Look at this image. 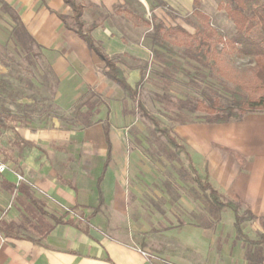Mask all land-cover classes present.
<instances>
[{
  "label": "crops",
  "instance_id": "obj_1",
  "mask_svg": "<svg viewBox=\"0 0 264 264\" xmlns=\"http://www.w3.org/2000/svg\"><path fill=\"white\" fill-rule=\"evenodd\" d=\"M3 1L42 48L55 77L53 103L64 113L82 100L96 105L92 113L83 111L89 114L88 126L17 127L18 141L0 146L2 160L12 164L0 173V223L19 225L27 206L37 209L32 198L48 214L72 220L56 224L44 215L42 226L31 222L20 236L0 232V264H247L230 209L222 208L214 219L205 204L180 190L178 176L171 180L176 190L169 191L161 176L150 174L149 160L130 143L125 92L60 18L71 16V8L63 0ZM76 1L84 5L85 28L96 22L92 37L105 54L117 57L133 86L139 67L153 59L147 24L159 17V5L154 0ZM163 1L174 7L173 0ZM174 1L192 8V0ZM213 12L216 23L227 29L225 10L215 5ZM145 77L144 72L143 84ZM206 129L202 144H189L195 168L201 174L206 168L222 195L262 214L264 112ZM11 167L25 178L16 191Z\"/></svg>",
  "mask_w": 264,
  "mask_h": 264
},
{
  "label": "rangeland",
  "instance_id": "obj_2",
  "mask_svg": "<svg viewBox=\"0 0 264 264\" xmlns=\"http://www.w3.org/2000/svg\"><path fill=\"white\" fill-rule=\"evenodd\" d=\"M174 2L173 8L165 2L171 8L170 12L167 7H159V17L152 16V21L147 25L151 27L160 20L165 26L183 28L190 36L197 38L209 36L219 52L215 61L203 56L190 57L184 45L186 36L179 33L170 35L167 41L173 51L166 54H169L174 67L164 66L161 61L155 59L143 65L146 69L144 70L146 77L139 96L146 109L156 115L161 124L171 127L178 140L189 148V144L193 141L202 144L204 139L201 137L204 135V130L213 124L209 122L210 116L201 108L204 103L200 93L217 98L220 103L230 101L232 98L230 91L233 90L234 85L238 81L244 83L251 77L252 60L240 56L229 44L228 37L235 32L234 24L229 20L226 29L216 23L213 12L215 5H228V0H200L201 10L208 15V20L196 17L192 13V8L183 9L176 5V1H171ZM263 2L264 0H247L249 8L253 7L260 11H264ZM3 13L5 19L0 20V118L3 115H12L14 118L6 120V124L13 125L14 129L17 127L49 129L54 125L69 127V124L59 116L63 111L52 102L55 77L43 55L35 47L32 48L33 52L29 53L25 50L26 44L16 43L11 38L12 24L7 20L8 15ZM222 20L225 22L224 18ZM207 24L223 34V39L219 40L217 33L211 32ZM150 30L149 34L152 32V27ZM251 35L256 38L264 36L257 20L254 21ZM155 72H165L168 78L159 77ZM196 101L202 103H199V109L193 110L191 107ZM125 105L131 116L130 143L149 160L152 169L150 174L161 176L169 191L176 190V184L171 180L178 176L180 190L194 196L205 206L209 205L207 198L205 199L197 188L183 154L177 153L166 144L165 139L153 129L151 122L141 114L132 99L127 97ZM6 124L0 125L1 147L18 141L17 134ZM209 130L208 128V132ZM8 156L13 158L10 154ZM4 161L8 160L4 158ZM8 165H12L10 161ZM11 169L14 175L18 173L24 176L17 167ZM24 211L23 216H31L33 213L27 208ZM35 215L37 218L40 217L38 213ZM37 218H32L35 224H39L40 219ZM241 226L250 238L258 237L260 228L257 221H243Z\"/></svg>",
  "mask_w": 264,
  "mask_h": 264
},
{
  "label": "trees",
  "instance_id": "obj_3",
  "mask_svg": "<svg viewBox=\"0 0 264 264\" xmlns=\"http://www.w3.org/2000/svg\"><path fill=\"white\" fill-rule=\"evenodd\" d=\"M228 1V5L226 4L222 6L221 4H218L217 6L218 9L225 10L227 18L234 24L235 27V32L228 37V41L232 48L236 50L240 56L251 58L252 75L246 82L242 83L238 81L234 85L233 90L230 91V96L232 98L226 103H220L217 98H211L204 93H200L204 103L201 108H203L210 116L209 122L213 124H223L233 120H238L248 112L264 111V36L262 38H256L251 35V30L254 27V21L256 20L259 22L261 32L264 35V11H260L253 7L249 8L247 0ZM63 2L72 10L71 16L60 14V18L63 21L64 26L73 30L85 42L87 47L101 59L104 64V75L109 80L119 85L125 92L126 96L136 103L141 114L151 122L153 129L165 139L166 144L175 149L177 153L183 154L187 168L192 173L193 180L196 183L197 188L203 193L205 199L207 198L209 205L206 207L211 210L213 215L212 217L216 219L222 208H228L232 211L236 236L243 242L247 264H264V212L260 215H256L247 205L242 208V202L234 201L222 195L216 188H214L209 181L206 168L203 174L198 172L193 164L191 154L186 145L178 140L171 127L161 124L157 116L150 113L140 99L139 91L144 81L143 67H139V80L133 86L130 85L127 81L124 69L121 67L117 57H111L105 54L102 51L100 44L92 37L90 31L96 26V22H92L89 27L85 28L83 20L84 5L76 0H63ZM155 2L159 5V7H167L170 12L171 8L166 5L165 1L155 0ZM0 5L1 10L7 13L14 23L11 30V38L16 43L19 42L26 44L27 46H25V50L29 53L33 52L32 48L35 47L39 49V52L42 55L41 46L37 44L27 32L13 8L3 0H0ZM200 6V0H192V13L200 19L208 20V15L201 10ZM207 25L211 32L217 33V38L219 40L223 39V34L218 32L210 24ZM178 33L186 36L184 45L187 55L190 57L203 56L204 58L211 59L212 61L216 60V55L219 50L216 49L215 44L211 42L209 36H203L200 38L190 36L183 28L179 26H165L160 20H157L156 23L152 24V32L149 34L152 44L151 51L153 59L161 61L164 66L174 67L172 59L168 56L169 54H166V52L171 53L173 51L169 47V42L167 40L170 35H176ZM155 74L162 78H168L165 72H155ZM199 103L202 102L196 101L191 108L193 110L199 109ZM95 105V102L90 99L82 100L75 105L72 110L73 113L72 111L68 113L62 112L59 116L67 124H69V127L82 128L91 123L89 114H84L83 111L86 110L89 113H92ZM13 118L14 117L12 115H3L0 118V125H5L6 120H12ZM6 125L14 130L13 125ZM21 186L22 185H20V183L13 185V191H16ZM31 201L37 205V209L31 206L26 207L27 209L32 210V217L29 215L22 216V221L17 226L13 224L0 223V232L3 235L16 237L20 236V234H24L26 231L25 229H27L28 226L27 224L33 222L31 220L32 218H37L35 217V214L37 213L40 215V217L37 218L38 220L40 219V226L43 225L42 217L44 215L52 217L54 223L56 224L64 222L72 223V220L65 219L64 216L57 217L53 214H48L43 209V206L38 204L37 200L32 198ZM247 220L258 222L260 231L257 238H250L242 229L241 223Z\"/></svg>",
  "mask_w": 264,
  "mask_h": 264
},
{
  "label": "built area",
  "instance_id": "obj_4",
  "mask_svg": "<svg viewBox=\"0 0 264 264\" xmlns=\"http://www.w3.org/2000/svg\"><path fill=\"white\" fill-rule=\"evenodd\" d=\"M1 134V132H0ZM8 169V164L6 162H4L0 156V173H3L5 170ZM16 174V172H15ZM16 183L15 185L19 184L21 181L25 180L24 176L20 175V174H16ZM144 255H146L144 252H142Z\"/></svg>",
  "mask_w": 264,
  "mask_h": 264
}]
</instances>
